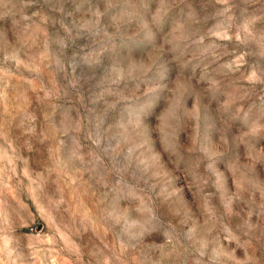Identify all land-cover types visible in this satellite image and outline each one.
Listing matches in <instances>:
<instances>
[{
    "label": "rangeland",
    "instance_id": "obj_1",
    "mask_svg": "<svg viewBox=\"0 0 264 264\" xmlns=\"http://www.w3.org/2000/svg\"><path fill=\"white\" fill-rule=\"evenodd\" d=\"M0 264H264V0H0Z\"/></svg>",
    "mask_w": 264,
    "mask_h": 264
},
{
    "label": "clouds",
    "instance_id": "obj_2",
    "mask_svg": "<svg viewBox=\"0 0 264 264\" xmlns=\"http://www.w3.org/2000/svg\"><path fill=\"white\" fill-rule=\"evenodd\" d=\"M250 82L254 83L255 80L254 79H250ZM155 212H156L157 219L155 221H153V223L158 224L159 228L165 229L166 228V224H165L166 217L164 216L163 212L160 211L159 209H156Z\"/></svg>",
    "mask_w": 264,
    "mask_h": 264
}]
</instances>
